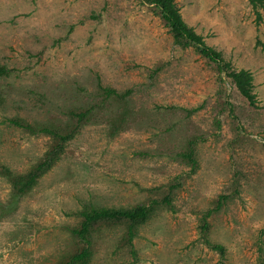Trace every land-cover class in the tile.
<instances>
[{
	"label": "rangeland",
	"instance_id": "374dc122",
	"mask_svg": "<svg viewBox=\"0 0 264 264\" xmlns=\"http://www.w3.org/2000/svg\"><path fill=\"white\" fill-rule=\"evenodd\" d=\"M175 5L252 75L253 107L143 0H0V264H264V0ZM12 122L71 134L19 197L3 170L52 140ZM135 207L145 222L75 234L83 211Z\"/></svg>",
	"mask_w": 264,
	"mask_h": 264
},
{
	"label": "trees",
	"instance_id": "16d2710c",
	"mask_svg": "<svg viewBox=\"0 0 264 264\" xmlns=\"http://www.w3.org/2000/svg\"><path fill=\"white\" fill-rule=\"evenodd\" d=\"M143 2L155 10L156 15L167 28L174 43L181 45L183 48L192 47L208 64L213 65L218 73L223 72L240 96H242L251 107L254 106L252 75L248 71L234 69L231 63L225 61L217 50L206 45L203 38L184 23L175 5V0H143ZM81 117V115L75 116L77 120L81 119ZM12 123L31 134H41L52 140L51 146L44 154L43 159L28 171L14 175L10 173L8 169L3 170L8 176L13 196L19 197L53 166L58 155L62 152L66 141L70 139L71 134L63 136L58 132L57 128L51 126L32 127L29 125H22L18 122ZM148 213L145 207H135L129 210L102 208L83 211L80 214L82 220L79 230H77L75 234L81 239H85L90 227L101 222H127L131 226H135L145 222ZM211 247L220 255L223 254L221 246L213 245ZM88 257L89 251L87 248H83L81 251L71 255L64 264H86Z\"/></svg>",
	"mask_w": 264,
	"mask_h": 264
}]
</instances>
